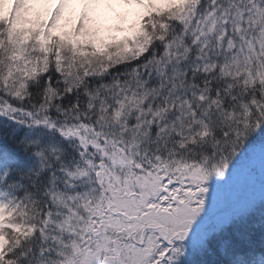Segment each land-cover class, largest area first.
Returning <instances> with one entry per match:
<instances>
[{
  "label": "snow or ice",
  "instance_id": "snow-or-ice-1",
  "mask_svg": "<svg viewBox=\"0 0 264 264\" xmlns=\"http://www.w3.org/2000/svg\"><path fill=\"white\" fill-rule=\"evenodd\" d=\"M0 264H264V0H0Z\"/></svg>",
  "mask_w": 264,
  "mask_h": 264
},
{
  "label": "trees",
  "instance_id": "trees-1",
  "mask_svg": "<svg viewBox=\"0 0 264 264\" xmlns=\"http://www.w3.org/2000/svg\"><path fill=\"white\" fill-rule=\"evenodd\" d=\"M259 177H260V172H259V167L257 166L256 168V172H255V183H256V188L258 189L259 186ZM241 186V188L239 190H234L231 194H227L226 189L228 186L223 187L220 190V193H223L227 199L231 198L234 195H238V194H243L245 191L248 190L249 185L247 184H239ZM231 186V185H230Z\"/></svg>",
  "mask_w": 264,
  "mask_h": 264
},
{
  "label": "bare ground",
  "instance_id": "bare-ground-1",
  "mask_svg": "<svg viewBox=\"0 0 264 264\" xmlns=\"http://www.w3.org/2000/svg\"><path fill=\"white\" fill-rule=\"evenodd\" d=\"M240 188L241 186H238V185L235 186V184H233L227 187L226 192L227 194H231L234 190H239Z\"/></svg>",
  "mask_w": 264,
  "mask_h": 264
},
{
  "label": "rangeland",
  "instance_id": "rangeland-1",
  "mask_svg": "<svg viewBox=\"0 0 264 264\" xmlns=\"http://www.w3.org/2000/svg\"><path fill=\"white\" fill-rule=\"evenodd\" d=\"M222 201H226L227 200V198L226 199H221Z\"/></svg>",
  "mask_w": 264,
  "mask_h": 264
}]
</instances>
